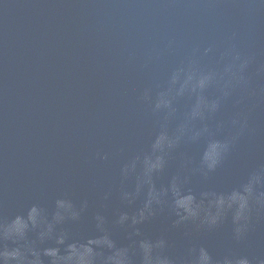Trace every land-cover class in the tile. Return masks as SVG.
<instances>
[{
  "label": "water",
  "instance_id": "1",
  "mask_svg": "<svg viewBox=\"0 0 264 264\" xmlns=\"http://www.w3.org/2000/svg\"><path fill=\"white\" fill-rule=\"evenodd\" d=\"M255 0H0V215L11 218L36 200L69 193L96 210L123 156L147 146L157 117L140 99L196 46H222L232 35L255 57L253 88L264 89V8ZM171 45V46H170ZM205 58L204 63H211ZM250 133L212 178L218 188L264 163V95L240 105ZM226 105L224 116L233 112ZM123 149V152L121 151ZM198 157V148L190 149ZM97 152L110 154L104 161ZM176 171L170 165L162 182ZM199 178L189 187L198 189ZM118 206L113 198L112 209ZM111 215V210H109ZM89 230V220L85 222ZM161 214L143 225L166 234L177 251L191 243L214 255L264 257V220L244 243L231 226L214 233L171 227ZM118 238H123L119 234Z\"/></svg>",
  "mask_w": 264,
  "mask_h": 264
},
{
  "label": "clouds",
  "instance_id": "2",
  "mask_svg": "<svg viewBox=\"0 0 264 264\" xmlns=\"http://www.w3.org/2000/svg\"><path fill=\"white\" fill-rule=\"evenodd\" d=\"M254 6L264 8V0ZM205 58L212 62L204 63ZM254 63L235 33L222 46H194L162 83L143 90L140 99L157 117L155 131L146 147L120 160L96 210L90 213L87 198L65 193L50 202H31L11 218L0 215V264H264V257L230 247L221 255L198 243L177 251L166 234L149 236L142 227L167 213L172 228L191 226L184 233L190 241L194 233H214L230 224L231 240L244 243L264 220V163L226 188L212 182L251 131L240 105L264 95L252 85ZM256 74L264 75V64ZM229 103L234 110L224 116ZM97 158L108 161L110 154L97 152ZM173 162L176 171L162 182ZM194 177L201 182L198 189L189 187Z\"/></svg>",
  "mask_w": 264,
  "mask_h": 264
}]
</instances>
